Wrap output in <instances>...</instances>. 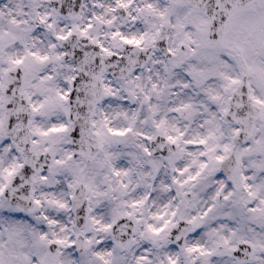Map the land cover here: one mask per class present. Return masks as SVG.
<instances>
[{"label":"snow or ice","instance_id":"obj_1","mask_svg":"<svg viewBox=\"0 0 264 264\" xmlns=\"http://www.w3.org/2000/svg\"><path fill=\"white\" fill-rule=\"evenodd\" d=\"M0 264H264V0H0Z\"/></svg>","mask_w":264,"mask_h":264}]
</instances>
